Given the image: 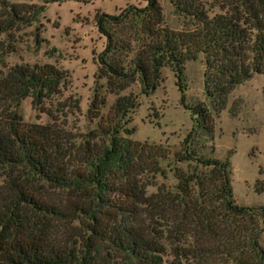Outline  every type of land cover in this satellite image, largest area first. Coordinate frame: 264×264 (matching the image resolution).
<instances>
[{
	"label": "trees",
	"instance_id": "obj_1",
	"mask_svg": "<svg viewBox=\"0 0 264 264\" xmlns=\"http://www.w3.org/2000/svg\"><path fill=\"white\" fill-rule=\"evenodd\" d=\"M54 1L64 0L0 6L9 20L28 23ZM142 1L95 16L105 38L96 75L116 97L102 115L105 99L93 89L86 114L96 127L79 143L54 123L23 122L16 110L27 96L35 105L57 93L66 70L33 63L0 72V264H264V202L237 204L227 157L199 155L192 145L212 136V114L234 88L253 74L264 79V0H168L179 30L163 23L157 0ZM199 57L209 107L184 104L192 126L173 156L174 190L159 184L148 193L154 176H165L158 160L167 158V145L122 135H131L126 116L138 103L135 94L118 93L138 80L140 93L151 94L161 67L181 89L185 63ZM228 112L236 116L237 106ZM183 160L193 166L175 165ZM254 189L264 193V179Z\"/></svg>",
	"mask_w": 264,
	"mask_h": 264
},
{
	"label": "rangeland",
	"instance_id": "obj_2",
	"mask_svg": "<svg viewBox=\"0 0 264 264\" xmlns=\"http://www.w3.org/2000/svg\"><path fill=\"white\" fill-rule=\"evenodd\" d=\"M10 3L33 4L39 7L42 0H7ZM161 7L163 23L179 30L181 17L177 16L168 0H157ZM142 0H64L48 2L28 23L9 20L8 11L0 6V72L15 64L51 63L66 70L65 80L57 93L33 104L31 97L20 100L16 110L25 123H54L55 127L79 143L89 131H94L96 119L86 114L93 89L98 87L105 103L100 113H107L116 95L105 88V79L96 75L98 56L105 38L96 27L95 16L117 14L126 6L142 7ZM137 23L138 19H131ZM110 24H106L110 28ZM202 57L184 65L181 89L168 67H161L160 81L149 95L140 93L138 80L130 83L118 94H135L137 105L126 116V127L131 135L124 137L146 143L167 145L168 156L158 160L165 176L156 174L154 185L146 191L154 192L156 185L163 184L174 190L176 180L171 170L174 153L192 126L191 115L184 104L192 106L209 104L202 89ZM264 79L253 74L234 88L227 103L218 115L212 114V136H198L192 141L195 152L206 157L222 159L229 164V184L233 200L239 205H260L264 193L255 192L256 179H264ZM183 96V103L181 97ZM237 106L238 113L231 116L230 104ZM186 171L193 166L190 160L175 162ZM0 170V184L3 181ZM54 196V194H52ZM258 244L264 250V227ZM165 256V259H168ZM164 264V263H162Z\"/></svg>",
	"mask_w": 264,
	"mask_h": 264
}]
</instances>
